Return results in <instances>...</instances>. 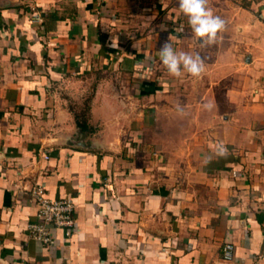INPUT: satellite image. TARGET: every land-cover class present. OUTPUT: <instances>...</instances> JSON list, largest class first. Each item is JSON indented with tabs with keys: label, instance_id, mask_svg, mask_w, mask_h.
Returning <instances> with one entry per match:
<instances>
[{
	"label": "crops",
	"instance_id": "obj_1",
	"mask_svg": "<svg viewBox=\"0 0 264 264\" xmlns=\"http://www.w3.org/2000/svg\"><path fill=\"white\" fill-rule=\"evenodd\" d=\"M208 7L204 47L177 0H0V264H264V0ZM38 185L73 203L50 245Z\"/></svg>",
	"mask_w": 264,
	"mask_h": 264
},
{
	"label": "clouds",
	"instance_id": "obj_2",
	"mask_svg": "<svg viewBox=\"0 0 264 264\" xmlns=\"http://www.w3.org/2000/svg\"><path fill=\"white\" fill-rule=\"evenodd\" d=\"M177 3L199 43L204 47L216 44L218 33L226 28V21L214 15L208 7V0H177ZM159 58L168 73L174 77H180L182 70L198 77L204 70V61L199 53L193 55L183 51L177 52L167 41L161 46Z\"/></svg>",
	"mask_w": 264,
	"mask_h": 264
},
{
	"label": "built area",
	"instance_id": "obj_3",
	"mask_svg": "<svg viewBox=\"0 0 264 264\" xmlns=\"http://www.w3.org/2000/svg\"><path fill=\"white\" fill-rule=\"evenodd\" d=\"M34 18L40 21V15L34 14ZM31 195L38 206L36 221L27 225L29 236L42 244L50 245L54 242L53 230L62 229L69 232L75 226L73 217V203L67 196L49 198L41 186L31 190ZM233 244L226 242L222 247L223 260L233 258Z\"/></svg>",
	"mask_w": 264,
	"mask_h": 264
},
{
	"label": "trees",
	"instance_id": "obj_4",
	"mask_svg": "<svg viewBox=\"0 0 264 264\" xmlns=\"http://www.w3.org/2000/svg\"><path fill=\"white\" fill-rule=\"evenodd\" d=\"M84 121V120H83ZM77 123H78V125H80V122H79V120L77 119Z\"/></svg>",
	"mask_w": 264,
	"mask_h": 264
}]
</instances>
